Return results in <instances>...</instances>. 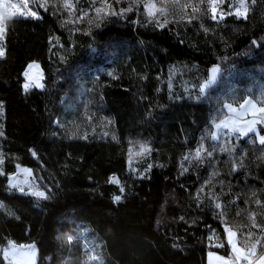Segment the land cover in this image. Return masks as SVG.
Masks as SVG:
<instances>
[{
	"label": "trees",
	"instance_id": "16d2710c",
	"mask_svg": "<svg viewBox=\"0 0 264 264\" xmlns=\"http://www.w3.org/2000/svg\"><path fill=\"white\" fill-rule=\"evenodd\" d=\"M78 3L75 16L48 0L38 16L6 21L0 264H12L8 240L35 245L36 264H94L97 225L124 234L121 256L104 247L103 264H207L209 251L230 255L226 225L240 240L263 235L264 143L210 130L228 102L256 98L250 87L264 81V0L221 21L205 0L165 23L140 0H109L89 17L88 0ZM34 62L43 87L26 89ZM212 67L219 81L206 86ZM132 139L150 146L136 170ZM18 166L40 182L41 207L9 185Z\"/></svg>",
	"mask_w": 264,
	"mask_h": 264
},
{
	"label": "rangeland",
	"instance_id": "374dc122",
	"mask_svg": "<svg viewBox=\"0 0 264 264\" xmlns=\"http://www.w3.org/2000/svg\"><path fill=\"white\" fill-rule=\"evenodd\" d=\"M64 8L67 10L68 13H71L75 16V10L78 3V0H58ZM139 1V0H137ZM141 4L145 8L146 13L150 16L156 19L158 22L165 23L167 22L169 18H176L177 15L183 14V17H189V14L195 12L198 10V4L202 5V2L205 0H140ZM198 1V3H197ZM230 1L229 8L226 9L224 7V4ZM237 0H207L208 7L211 11L212 17L214 20L221 21L223 20L227 15L233 14L236 15ZM48 0H0V27H3L5 29L6 21L14 16L18 15H24V16H38V5L45 6L47 4ZM88 2L91 4V9H85L84 17H89L91 14V11H95V13L102 14L106 11L109 5V0H88ZM244 7L249 9V3L248 0H243ZM154 4L155 8L152 9V12L154 14H149V5ZM213 8H215V12L213 11ZM240 11H244V8L239 9ZM246 12V14H247ZM32 13H35V15H32ZM237 17H244L238 16ZM4 34L5 31L2 34V38H0V51L3 52V55L0 56L2 58L4 56ZM32 67H28L29 74L26 78V84L31 85L33 87H43V72L40 68V65L38 63H31ZM29 65V66H30ZM213 69H216L217 71L213 73ZM220 69L217 67H212L211 69V75L208 81L205 83V85H214L219 81V74ZM250 93L254 96L256 95V98L254 100L257 103H264V81L258 82L250 87ZM252 98V97H251ZM233 105V106H232ZM236 106L235 102H228L225 105V114L224 116V123L226 124L228 121H232V117H238L242 121H246L248 117L253 118L255 116L246 115L247 111H244V108H240ZM253 110V109H251ZM0 113H1V107H0ZM249 118V119H250ZM263 118V116L257 117L256 121L258 124V121ZM243 123V122H241ZM218 127L217 124L211 125L210 130V137L214 139L216 137V129ZM221 137H231L232 132H230L228 135L226 133H221ZM204 148L203 146L198 147L194 152L193 155H200L203 152ZM150 151V146L139 139H132L130 141V144L127 148L128 153V162L130 170H136L138 167V164L143 161V159L148 155ZM3 163V154L2 150L0 148V171L1 166ZM114 178L118 179L116 176H111L110 180L112 181ZM35 179L38 183H40L32 174V171L27 167H21L18 166L15 173L10 175L9 185L11 187H16L20 183H25L29 180ZM120 179V180H119ZM118 183L121 184V178L119 177ZM42 193L44 194V190L42 188ZM90 231V229H88ZM94 230L97 232V234H94L93 236L89 237L88 244L90 246V255L92 261H94V264H103L102 259V249L105 247L107 251L116 259H118L119 256H121V250L123 245V229L119 226H102L97 225L94 226ZM226 240L229 246L230 251V258L234 260H239L242 257L247 260V262L251 264H264V248L262 251H259L260 248L264 247V234L259 235L258 238H251L246 237L243 239L238 238L237 230L231 228L230 226L226 225ZM85 233L87 232L86 229H84ZM231 233V234H230ZM212 238H215L214 235H212ZM263 238V239H262ZM9 248H3V256L10 261L12 264H36L37 259V247L31 243H23V244H15L10 243ZM213 253L209 252V256L212 257ZM65 264H72L70 262H66Z\"/></svg>",
	"mask_w": 264,
	"mask_h": 264
},
{
	"label": "crops",
	"instance_id": "0c3cea01",
	"mask_svg": "<svg viewBox=\"0 0 264 264\" xmlns=\"http://www.w3.org/2000/svg\"><path fill=\"white\" fill-rule=\"evenodd\" d=\"M233 106V105H232ZM237 108L238 106L241 108H244V111H247L246 115H253L255 117L253 118H246L248 120L242 121L238 117H232V121H228L226 124L224 123V116H222L220 119L213 122V124H217L218 127L216 129V137L220 135L221 133H230L232 134H238V135H247V134H254L256 135L259 142H261L262 137H264V132L260 130V127H264V125L259 126L257 124V117L263 116L264 111H261L260 109L264 108V103H257L254 98L247 97L242 102L236 104ZM234 105V107H236ZM253 109V110H251ZM249 115V116H251ZM250 118V119H249ZM258 120V119H257ZM243 122V123H241ZM264 131V130H263ZM209 252L213 253L212 257L209 256ZM207 256V264H232L235 261L239 260H245V258H241L239 260H234L230 258V255H224L218 251H209ZM247 262V260H245ZM248 264H251L247 262Z\"/></svg>",
	"mask_w": 264,
	"mask_h": 264
},
{
	"label": "built area",
	"instance_id": "2783aa9c",
	"mask_svg": "<svg viewBox=\"0 0 264 264\" xmlns=\"http://www.w3.org/2000/svg\"><path fill=\"white\" fill-rule=\"evenodd\" d=\"M236 5H237V8L241 9L240 5H241V0H237L236 1ZM29 69H27L25 71V76H28L29 74ZM32 88V86L30 85L27 89H30ZM258 124L259 125H264V119L261 118L259 121H258ZM16 190L22 192L23 194L25 195H29L32 197L33 201H34V204L37 206V207H41L42 205V202L44 200V197L43 196H40V195H37V193H42V186L40 183H38L35 179H32V180H29L25 183H20L18 184L16 187H15ZM12 244L14 243L12 240H8L4 246V249L5 248H9V244ZM232 264H248L245 260H239V261H235L233 262Z\"/></svg>",
	"mask_w": 264,
	"mask_h": 264
},
{
	"label": "snow or ice",
	"instance_id": "6c2138e0",
	"mask_svg": "<svg viewBox=\"0 0 264 264\" xmlns=\"http://www.w3.org/2000/svg\"><path fill=\"white\" fill-rule=\"evenodd\" d=\"M148 7H149V14H154V13L152 12V9L155 8V5H154V4H150ZM240 7H241V8H244V11H240L239 9H237V11H236V15H238V16L246 15L247 9L244 7V2H243V0H241V5H240ZM213 11L215 12V8H213ZM32 15H35V13H32ZM4 31H5V29H4L3 27H0V38H2V34H3ZM2 55H3V52L0 51V56H2ZM29 67H32V66L30 65ZM216 71H217L216 69H213V73H215ZM29 86H30V85L26 84V85H25V88L27 89ZM260 110H261V111H264V108H262V109H260ZM261 142L264 143V137H262ZM111 182H113V183H118L119 181L116 180V179H113ZM121 190H122V189H121ZM37 195L43 196L44 194H43V193H37ZM115 199H116V200H119L120 197L117 196ZM230 234H231V233H230Z\"/></svg>",
	"mask_w": 264,
	"mask_h": 264
},
{
	"label": "bare ground",
	"instance_id": "6f19581e",
	"mask_svg": "<svg viewBox=\"0 0 264 264\" xmlns=\"http://www.w3.org/2000/svg\"><path fill=\"white\" fill-rule=\"evenodd\" d=\"M114 179H116V178H114ZM116 180H118V179H116Z\"/></svg>",
	"mask_w": 264,
	"mask_h": 264
}]
</instances>
